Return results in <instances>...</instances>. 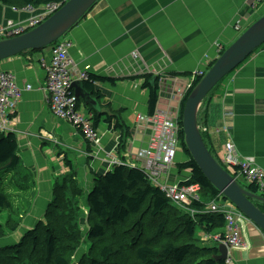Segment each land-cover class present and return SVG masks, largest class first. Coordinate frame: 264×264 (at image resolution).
<instances>
[{"label": "crops", "instance_id": "0c3cea01", "mask_svg": "<svg viewBox=\"0 0 264 264\" xmlns=\"http://www.w3.org/2000/svg\"><path fill=\"white\" fill-rule=\"evenodd\" d=\"M35 13L0 2V29L7 21L24 22ZM263 15L264 0H99L63 37L71 43L68 55L73 70L105 79L94 83L93 90L82 82V96L88 100L78 99L85 114L98 117L100 147L96 149L49 109L42 65L49 63L50 47L1 61L0 71L13 73L18 87H31L22 92L11 121L24 173L6 175L3 185L13 205H30V212L21 213L22 226L43 221L55 183L67 178L76 182L87 214L93 177L112 171L113 159L141 169L138 154L148 147L150 136L149 126L137 121L149 115V90L143 88L146 76L160 75L155 110L179 115L183 96L173 98V91L189 84L195 72H207L219 51ZM134 51L138 58L132 56ZM225 78L198 112L205 144L221 159L231 143L242 160L264 171V47ZM121 139L125 142L119 147ZM170 171L172 182L188 177L183 178L174 166ZM238 226L245 246L228 249L230 264H264V233L248 219L239 220ZM202 233L198 230L197 235Z\"/></svg>", "mask_w": 264, "mask_h": 264}, {"label": "trees", "instance_id": "16d2710c", "mask_svg": "<svg viewBox=\"0 0 264 264\" xmlns=\"http://www.w3.org/2000/svg\"><path fill=\"white\" fill-rule=\"evenodd\" d=\"M66 1L0 0L3 5L16 9L26 6L39 8L51 3L64 4ZM153 77L147 75L143 84V88L149 90V115L154 113L158 98L159 77ZM201 79L197 78L183 95L178 116L180 125L184 103ZM103 80L91 76L85 86L93 90V84ZM95 95L100 96L99 93ZM97 121L98 117L94 116V127ZM124 142L121 139L119 147ZM180 145L188 159L176 167L180 172L189 171L186 184H198L204 191V198L216 197L218 191L207 181L186 150L182 129ZM19 160L15 136L0 132V215L4 211L8 213L6 221L0 223V237L13 233L22 219L19 216L21 212L11 202L12 196L4 190L6 186L1 184L6 175L17 168ZM236 171L238 169L234 168V174H230L235 177ZM70 179L55 183L52 200L44 211L43 221L36 225L34 232H28L18 243L0 248V264H69L70 250H76L80 245V233L76 227L80 216L88 217L90 223L85 235L87 241L104 242V238H107L112 244L117 239L120 245L129 248L126 256L115 264H226L214 258L219 254L217 242L205 244L197 235L198 230L210 235L221 233L225 226L223 215L208 214L192 219L174 206L162 191L151 186L140 169L114 166L112 171L104 175H95L93 187L87 194V214L82 212L83 191ZM243 188L252 193L257 192L254 185L247 184ZM256 205L264 213V204ZM70 219L75 220L76 229ZM112 229H117L118 233L108 235ZM91 254L89 250L87 257ZM112 256L114 253L110 245H106L97 252L95 258L82 262L108 264Z\"/></svg>", "mask_w": 264, "mask_h": 264}, {"label": "built area", "instance_id": "2783aa9c", "mask_svg": "<svg viewBox=\"0 0 264 264\" xmlns=\"http://www.w3.org/2000/svg\"><path fill=\"white\" fill-rule=\"evenodd\" d=\"M62 5L51 3L39 8L26 6L19 9L30 13L37 11L24 22L7 21L0 29V38L2 40L13 38L33 30L58 11ZM70 47V41L63 38L50 46L49 63L42 65L46 73L44 92L52 115L69 123L80 133L87 145L96 149L100 147V144L98 131L93 124V117L82 111L78 99L71 89L73 82H88L91 76L87 70L79 73L73 70V62L68 55ZM219 52L221 53V51ZM132 56L138 58L137 52L134 51ZM205 73L203 71L195 72L190 78V83L181 90L178 89L177 92L174 90L172 97L182 98L191 84L197 78H202ZM157 77L160 79V75ZM30 89L29 85L23 89L18 87L13 73L0 71V132L7 134L14 131L11 125L12 117L15 115L22 92ZM178 116V113L174 114L169 110H155L151 115L138 117V123H145L150 130L148 147L138 154V157L143 161L140 170L151 186L162 191L174 206L192 219L208 214L223 215L225 219L224 229L217 235L203 232L205 242H217L218 247L223 244L227 249H239L243 246V240L238 221L246 219L241 212L221 193L207 202L203 201L204 191L201 187L198 184H186L189 177L181 182H172L165 178L170 177V170L175 165L177 149L181 146L182 127ZM221 162L232 170L237 168L238 171L233 178L236 181L239 179L256 186L257 195L264 198V171L256 167L252 161L242 160L234 151L231 143L225 146ZM112 165L135 168L134 165H129L126 161L116 159L112 160ZM226 264H230L229 258L226 259Z\"/></svg>", "mask_w": 264, "mask_h": 264}, {"label": "water", "instance_id": "95a60500", "mask_svg": "<svg viewBox=\"0 0 264 264\" xmlns=\"http://www.w3.org/2000/svg\"><path fill=\"white\" fill-rule=\"evenodd\" d=\"M99 0H67L46 21L17 37L0 40V62L30 51L45 49L70 31ZM264 44V15L255 21L213 63L200 82L188 95L182 110L181 127L186 150L212 187L221 193L239 212L264 233V213L256 201L264 198L241 187L217 159L203 140L198 125V112L207 95L230 73ZM155 78V77H153ZM160 80V79H159ZM82 82H73L71 89L77 99L82 96ZM215 260L225 261L228 249L221 244Z\"/></svg>", "mask_w": 264, "mask_h": 264}, {"label": "rangeland", "instance_id": "374dc122", "mask_svg": "<svg viewBox=\"0 0 264 264\" xmlns=\"http://www.w3.org/2000/svg\"><path fill=\"white\" fill-rule=\"evenodd\" d=\"M247 28H245L240 34H242L245 30H246ZM227 49V48H226ZM225 79L226 78H224L220 83L221 84H223L224 82H225ZM219 83V84H220ZM217 87V86H216ZM215 87V88H216ZM215 88L213 89V90H215ZM212 90V91H213ZM211 91V92H212ZM211 92H210V94H211ZM209 94V95H210ZM209 95H207L206 96V98L204 99L205 101L206 100H208V96ZM178 151H177V154H176V157H175V161H174V163H175V165H174V167H175V169L177 168L176 167V165L179 163V161H180V157H181V163H182V161L184 162V161H186L188 158L185 156V154H184V152H183V148L180 146L178 149H177ZM178 154H179V159L176 161V158H178ZM216 159L221 163V165L223 166V167H225V169L226 170H228L230 173H232V174H234L233 173V170L232 169H230L229 167H227V166H225V165H223V163L221 162V159L220 158H217L216 157ZM16 171H18L19 173H20V175H22L24 172H23V168H22V166H21V164L19 163L18 164V166H17V168L14 170V171H11V173H14V172H16ZM174 172V175H177L178 173H177V170H175V171H173ZM180 172V171H179ZM173 175V176H174ZM180 175H182L183 176V178H186V176L188 175V177H189V173L188 172H186V171H181L180 172ZM187 177V178H188ZM165 178H167L168 180H171L172 181V179H173V177L170 175V177H165ZM5 181V180H4ZM4 181H2L1 182V184L2 185H4ZM242 186H246L245 185V182L244 181H241V180H237ZM7 186H9V185H7ZM22 187V186H21ZM21 190H23V191H27V189H26V187H22L21 188ZM27 194H30L29 195V197H31V198H33L34 197V195L31 193V192H29V191H27L26 192ZM210 200V198H204V196H203V201H205V202H207V201H209ZM11 202H12V200H11ZM14 207H16V208H18V210L21 212V213H23L24 215H25V213H28V212H30V205L28 204V203H20L19 205H14ZM13 207V208H14ZM36 208L37 209H40V206H36ZM82 212H84V207L82 208ZM23 215V216H24ZM22 219L20 220V224L18 223V225H17V228H16V230L13 232V233H10V235L9 234H6L5 236H2V237H0V248L1 247H5V246H11V245H13V244H15V243H18L19 241H21V239L22 238H24L26 235H27V233L28 232H30L31 230H32V232H34L35 230H33L35 227H36V225L37 224H39V222L40 221H42V220H38L37 222H34V224L32 225V226H28L27 224L25 225V223H24V226H22V223H23V221H24V218H25V216L23 217V216H21V215H19ZM8 218V213L6 212V211H4L1 215H0V223H4L5 221H6V219ZM71 223H72V225L75 227V220H69ZM89 226H90V223L88 222V217H84V218H82L81 216L79 217V219L77 220V222H76V227H77V230L79 231V233H80V245L76 248V250H73V249H71L70 250V253H71V258L69 257V264H87L89 261H90V259L91 258H95L96 257V255H97V252L103 247V246H106V245H110V247H111V249H112V251H113V253H114V256H112L110 259H109V263L108 264H115L116 262H118V260L120 259V258H122V257H125L126 256V254L128 253V251L129 250H127V249H129L127 246H122V245H120L119 243H118V241H117V239L112 243V244H110V241L107 239V238H104V242H97V243H95V242H89V241H87V239L85 238V235H86V232L88 231V229H89ZM76 227H75V229H76ZM76 230V231H77ZM116 233H118V230L117 229H112L110 232H109V234L108 235H114V234H116ZM82 237V238H81ZM199 238H200V240L203 242V243H207V244H212V242L211 241H209V242H205V239H204V235H203V233H202V235H201V237L200 236H198ZM242 244V243H241ZM244 246H245V244L243 245V247H241V248H244ZM75 247V246H74ZM240 248V249H241ZM93 249H96V252H93ZM89 250H91L92 251V254L91 255H89L88 257H87V254H88V251ZM87 253V254H86ZM87 257V258H86ZM82 261H88L87 263H83Z\"/></svg>", "mask_w": 264, "mask_h": 264}, {"label": "clouds", "instance_id": "9594fccd", "mask_svg": "<svg viewBox=\"0 0 264 264\" xmlns=\"http://www.w3.org/2000/svg\"><path fill=\"white\" fill-rule=\"evenodd\" d=\"M4 40V39H3ZM50 47V46H49ZM225 262H226V260H225Z\"/></svg>", "mask_w": 264, "mask_h": 264}]
</instances>
